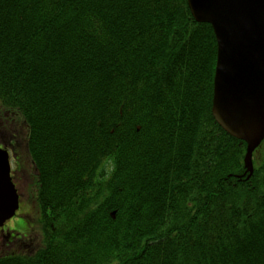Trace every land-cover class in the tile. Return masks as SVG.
I'll list each match as a JSON object with an SVG mask.
<instances>
[{"label": "trees", "instance_id": "16d2710c", "mask_svg": "<svg viewBox=\"0 0 264 264\" xmlns=\"http://www.w3.org/2000/svg\"><path fill=\"white\" fill-rule=\"evenodd\" d=\"M216 57L187 0H0L41 231L0 264H264V141L242 176Z\"/></svg>", "mask_w": 264, "mask_h": 264}, {"label": "water", "instance_id": "95a60500", "mask_svg": "<svg viewBox=\"0 0 264 264\" xmlns=\"http://www.w3.org/2000/svg\"><path fill=\"white\" fill-rule=\"evenodd\" d=\"M198 23L211 26L217 43L212 116L246 144L243 166L250 176L252 154L264 140V0H187ZM8 154L0 148V227L19 207Z\"/></svg>", "mask_w": 264, "mask_h": 264}, {"label": "rangeland", "instance_id": "374dc122", "mask_svg": "<svg viewBox=\"0 0 264 264\" xmlns=\"http://www.w3.org/2000/svg\"><path fill=\"white\" fill-rule=\"evenodd\" d=\"M0 111V143L14 141L15 150L19 153V159L22 163V168L17 173L20 196L19 209L16 215L8 220L3 227L6 239L0 245V250L7 252V250H13L12 245L18 241H27L30 237L38 240L41 231L39 210L35 201L36 172L27 153L24 125L14 114L2 111V107ZM0 237L3 239L2 235Z\"/></svg>", "mask_w": 264, "mask_h": 264}, {"label": "flooded vegetation", "instance_id": "af4514ba", "mask_svg": "<svg viewBox=\"0 0 264 264\" xmlns=\"http://www.w3.org/2000/svg\"><path fill=\"white\" fill-rule=\"evenodd\" d=\"M5 143H0V146L5 148L9 153L10 166H11L10 176H11L12 182H13L16 190H17V193L19 195V191H18L19 179L17 178V173L22 168V163H21V160L19 159V153L16 152V150H15V142L14 141H9V142L5 141ZM1 235L3 236V239L0 237V244L3 243L4 240L6 239L5 231L2 229L0 230V236Z\"/></svg>", "mask_w": 264, "mask_h": 264}]
</instances>
